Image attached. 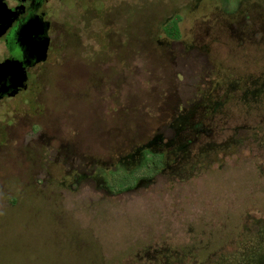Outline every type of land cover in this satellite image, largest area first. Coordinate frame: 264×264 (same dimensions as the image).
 <instances>
[{
  "label": "rangeland",
  "instance_id": "374dc122",
  "mask_svg": "<svg viewBox=\"0 0 264 264\" xmlns=\"http://www.w3.org/2000/svg\"><path fill=\"white\" fill-rule=\"evenodd\" d=\"M101 1L62 0L74 27L96 26L95 54L69 39L70 64L62 52L36 88L0 103V264H264L261 110L230 102L197 125L192 157L163 170L160 155L118 163L172 138V120L211 88L213 52H230L227 36L200 50L217 24L239 43L264 40V0H117L107 15ZM177 18L172 41L162 30ZM211 142L225 149L201 154Z\"/></svg>",
  "mask_w": 264,
  "mask_h": 264
},
{
  "label": "trees",
  "instance_id": "16d2710c",
  "mask_svg": "<svg viewBox=\"0 0 264 264\" xmlns=\"http://www.w3.org/2000/svg\"><path fill=\"white\" fill-rule=\"evenodd\" d=\"M225 17V16H221ZM228 21H231L232 16H226ZM181 19H168L162 30L164 36L172 41L180 39L179 22ZM216 30L221 29V35H216L209 42L202 44L200 50L212 54L211 43L220 44L221 37H228L225 44L230 46V52H213L212 60L217 63L216 78L211 81L212 85L208 92L202 94L200 101L194 103L185 113L177 115L171 123L173 132L172 138L167 141H161L159 135L154 136L145 144H141L132 149V151L118 160V163L125 168H134L141 166L149 156H161L165 160L163 170L167 166L168 160L172 162L183 161L191 158L193 155V145L197 125H207L211 127V120L220 114H225V108L230 102H240L243 108L249 110L259 109L264 113V40L259 44L239 43L233 38L232 33L226 27V24H217ZM229 57L231 64H222L223 59ZM227 60V59H226ZM229 62V61H228ZM220 91V95L218 92ZM228 143V142H227ZM230 143V142H229ZM232 146V144H229ZM203 147V146H201ZM197 148L200 151V148ZM162 151H160V150ZM225 149L224 146L216 143H208L200 152L201 154ZM195 151V150H194ZM106 169V168H102ZM254 256V255H253ZM165 258V257H164ZM164 258L162 264H164ZM259 257H250L242 264H260ZM248 261H250L248 263ZM247 262V263H246ZM212 264H229L225 260H220ZM238 264V263H236Z\"/></svg>",
  "mask_w": 264,
  "mask_h": 264
},
{
  "label": "flooded vegetation",
  "instance_id": "af4514ba",
  "mask_svg": "<svg viewBox=\"0 0 264 264\" xmlns=\"http://www.w3.org/2000/svg\"><path fill=\"white\" fill-rule=\"evenodd\" d=\"M116 1H101L103 15L110 13ZM87 2H91V0H87ZM74 5L81 17L89 15L93 18V16H96L94 14L95 11L92 13L89 9H82L79 2H74ZM66 23L71 25L68 31L64 29ZM74 24L70 11L62 0L0 1V63L6 59L19 61L27 77L25 88L18 91L9 89L0 95V103L4 101L10 102L19 94L27 92L32 86L36 88L38 86L36 82L37 69L51 60L58 59L62 52L65 54V62L70 64L73 59L68 60L67 58L69 57L66 55L69 50L73 51L71 49L72 45L69 48V39L77 41L79 46H85L92 55L95 54L96 40L93 36L98 34L96 26L89 23L85 30H79L77 26H73ZM44 45H47L46 57L43 60H38L39 50ZM3 82L9 84L8 78ZM7 109L10 112L11 121L4 124V131L15 122L14 117L18 112V108L15 105L9 104ZM92 157L94 161L99 162V153L94 152Z\"/></svg>",
  "mask_w": 264,
  "mask_h": 264
},
{
  "label": "water",
  "instance_id": "95a60500",
  "mask_svg": "<svg viewBox=\"0 0 264 264\" xmlns=\"http://www.w3.org/2000/svg\"><path fill=\"white\" fill-rule=\"evenodd\" d=\"M46 46L44 45L40 48L38 60L45 59ZM6 78H8L9 84L3 82ZM26 80V72L19 61L6 59L0 63V95L9 89L18 91L19 89L25 88Z\"/></svg>",
  "mask_w": 264,
  "mask_h": 264
}]
</instances>
